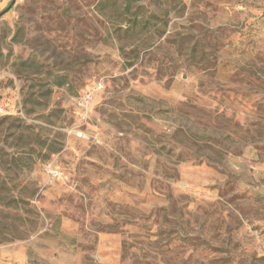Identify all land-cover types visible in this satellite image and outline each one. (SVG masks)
<instances>
[{
	"label": "rangeland",
	"instance_id": "obj_1",
	"mask_svg": "<svg viewBox=\"0 0 264 264\" xmlns=\"http://www.w3.org/2000/svg\"><path fill=\"white\" fill-rule=\"evenodd\" d=\"M98 3L0 0V264H264V0Z\"/></svg>",
	"mask_w": 264,
	"mask_h": 264
},
{
	"label": "trees",
	"instance_id": "obj_2",
	"mask_svg": "<svg viewBox=\"0 0 264 264\" xmlns=\"http://www.w3.org/2000/svg\"><path fill=\"white\" fill-rule=\"evenodd\" d=\"M132 0H126V6L123 10H120L118 6V0H99V6L102 10L108 9V11H103L102 15L108 18H114L116 21H119V23H128L130 26L129 28L125 29V32L129 31L130 29L134 28L137 25H146L145 19L142 16L139 20V14L138 12L130 13V3ZM118 6V7H117ZM152 17H157V15L154 13L151 15ZM118 30H123L122 27H119ZM145 48H148L145 47ZM120 49L122 52H124V45H120ZM137 49V45L135 47V50Z\"/></svg>",
	"mask_w": 264,
	"mask_h": 264
},
{
	"label": "built area",
	"instance_id": "obj_3",
	"mask_svg": "<svg viewBox=\"0 0 264 264\" xmlns=\"http://www.w3.org/2000/svg\"><path fill=\"white\" fill-rule=\"evenodd\" d=\"M101 83L96 84L94 87H92L91 90L84 93L81 97L78 99V103L82 107H87L90 100L93 98V94L96 90H99L101 88Z\"/></svg>",
	"mask_w": 264,
	"mask_h": 264
},
{
	"label": "water",
	"instance_id": "obj_4",
	"mask_svg": "<svg viewBox=\"0 0 264 264\" xmlns=\"http://www.w3.org/2000/svg\"><path fill=\"white\" fill-rule=\"evenodd\" d=\"M16 0H12V4L15 3ZM11 7V5L9 6V8Z\"/></svg>",
	"mask_w": 264,
	"mask_h": 264
}]
</instances>
